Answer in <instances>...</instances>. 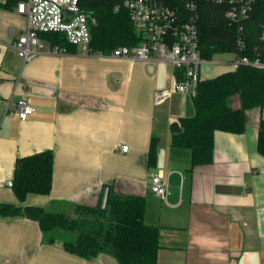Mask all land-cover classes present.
I'll return each mask as SVG.
<instances>
[{"label":"crops","instance_id":"1","mask_svg":"<svg viewBox=\"0 0 264 264\" xmlns=\"http://www.w3.org/2000/svg\"><path fill=\"white\" fill-rule=\"evenodd\" d=\"M0 0V204L41 207L75 216L77 206L101 204L106 185L146 199L145 222L160 228L157 264H264V156L258 151L264 107L247 111L242 134L217 131L212 163L192 167L191 151L171 146L174 123L194 116L192 97L174 93L160 103L176 74L169 63L41 52L23 63L14 43L27 20ZM201 79L235 70L237 29L203 41ZM25 99L37 109L16 113ZM239 109L241 100L232 99ZM153 137L156 166H148ZM129 147L121 152L119 146ZM51 151L52 189L24 202L13 186L17 160ZM162 172L169 196H155L151 177ZM0 264H118L107 254L84 259L58 240L47 243L39 224L0 217Z\"/></svg>","mask_w":264,"mask_h":264},{"label":"trees","instance_id":"2","mask_svg":"<svg viewBox=\"0 0 264 264\" xmlns=\"http://www.w3.org/2000/svg\"><path fill=\"white\" fill-rule=\"evenodd\" d=\"M24 0H6L3 8L13 9ZM124 0H86L82 9L91 20L92 48L108 55L120 46H138L142 38L136 33L129 13L116 6ZM184 1L166 0L183 12ZM198 6L200 48L204 39L235 26L227 16L229 0H190ZM242 49L238 57L264 60V0H254L247 18L238 25ZM41 38L51 45L70 48L60 33H44ZM74 47V46H72ZM238 96L241 107L234 109L232 99ZM195 114L181 120L182 131L172 136L171 146L191 151L192 167L212 163L217 131L242 134L247 127V111L264 107V69L241 65L213 79L202 80L193 98ZM159 138L153 137L148 166L154 168ZM258 151L264 156V119L260 121ZM54 156L51 151L17 160L13 190L21 202L30 194L48 195L52 189ZM146 199L116 194L109 189L107 205L102 209L77 206L75 216L41 207H17L0 204V217H26L37 222L45 241L60 240L65 250L84 259L100 254L114 257L118 264H157L160 250V228L145 222ZM71 233H77L74 239Z\"/></svg>","mask_w":264,"mask_h":264},{"label":"built area","instance_id":"3","mask_svg":"<svg viewBox=\"0 0 264 264\" xmlns=\"http://www.w3.org/2000/svg\"><path fill=\"white\" fill-rule=\"evenodd\" d=\"M86 0H24L17 6L18 14L27 20L25 32L13 44L23 63L30 62L41 52L47 54H66L67 49L51 45L41 38V34L54 32L63 34L68 44L87 56L109 57L128 61L164 62L174 68L169 89L155 94V102L160 103L174 93L196 96L201 79L203 56L200 48L197 3L184 1L183 12L171 7L166 0H124L116 6V11H128L136 33L142 38L138 46H120L105 55L95 51L92 46L91 20L82 9ZM254 0H229L227 16L237 29V59L234 67L241 65L264 69V60L238 57L242 49L238 41V25L247 18ZM222 2V0H217ZM68 12L72 15L65 16ZM37 109L22 99L17 103L16 113L20 120L26 121ZM121 152H128L126 145L119 146ZM152 193L165 200L169 196V183L162 172L151 177Z\"/></svg>","mask_w":264,"mask_h":264},{"label":"water","instance_id":"4","mask_svg":"<svg viewBox=\"0 0 264 264\" xmlns=\"http://www.w3.org/2000/svg\"><path fill=\"white\" fill-rule=\"evenodd\" d=\"M65 16H68V15H72L68 12H65L64 13ZM171 131L174 132V133H180L181 130L179 128V125L177 123H174L172 126H171ZM8 186L12 187L14 185V182H9L7 184ZM108 195H109V186L106 185L105 188H104V192H103V196H102V201H101V208L102 209H105L106 208V205H107V200H108Z\"/></svg>","mask_w":264,"mask_h":264},{"label":"rangeland","instance_id":"5","mask_svg":"<svg viewBox=\"0 0 264 264\" xmlns=\"http://www.w3.org/2000/svg\"><path fill=\"white\" fill-rule=\"evenodd\" d=\"M75 236H77V233H71V234L69 235V237L72 238V239H74Z\"/></svg>","mask_w":264,"mask_h":264}]
</instances>
